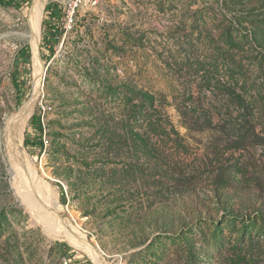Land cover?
Instances as JSON below:
<instances>
[{
    "label": "rangeland",
    "instance_id": "374dc122",
    "mask_svg": "<svg viewBox=\"0 0 264 264\" xmlns=\"http://www.w3.org/2000/svg\"><path fill=\"white\" fill-rule=\"evenodd\" d=\"M35 1L0 3V264H96L33 172L109 264H264V0H44L38 90Z\"/></svg>",
    "mask_w": 264,
    "mask_h": 264
},
{
    "label": "bare ground",
    "instance_id": "6f19581e",
    "mask_svg": "<svg viewBox=\"0 0 264 264\" xmlns=\"http://www.w3.org/2000/svg\"><path fill=\"white\" fill-rule=\"evenodd\" d=\"M77 5L78 1L75 3V7H69V15L75 14ZM43 8L44 0H36L33 6L31 7L29 14L31 26L30 31H27L22 34V36L26 38L34 47V78L36 80V83L34 85L36 86V90L41 88L44 75V72L41 70L37 57L38 39L40 36L42 24ZM72 23L73 21H68V24L72 25ZM31 108L32 107H30L27 112L23 113V110L10 116L9 119H7L6 123L5 136L7 137V145L10 157L14 162L15 166H18L20 168H29L30 164V156L27 150L25 149L22 140V133L28 116L32 111ZM30 174H32V172ZM30 179L31 180H29L28 183H33L34 179L37 188V193L42 199V203L44 204V212H47L48 216H50L47 217L49 220L40 219L39 217V220L43 222L45 229L53 235L58 234L67 239L72 240L73 242L79 244L81 248L84 247L83 249H86V251L93 257L96 264H109L107 260L102 255H100L95 248L92 247V245L90 246V243L86 240L85 236L79 232L80 230L78 231L77 229L70 226L62 219V217H57L58 214H56V211H54L56 208V199L53 198L50 190H48L46 186H43L40 184V182H38V178H36L34 172L31 175ZM50 210L54 211V214H51ZM46 215L44 214L45 218Z\"/></svg>",
    "mask_w": 264,
    "mask_h": 264
},
{
    "label": "trees",
    "instance_id": "16d2710c",
    "mask_svg": "<svg viewBox=\"0 0 264 264\" xmlns=\"http://www.w3.org/2000/svg\"><path fill=\"white\" fill-rule=\"evenodd\" d=\"M17 1L18 0H0V3L3 4V5H7V6H15ZM47 9L57 10V9H60V8H59L58 4H50V5H47ZM15 85H16L18 90L21 89V84L17 81V79L15 80ZM32 123L40 131V133L43 134L44 127H43L41 119L36 117V116H34ZM29 143H30V141L28 140V138H26L25 139V144L28 145ZM39 146H40L41 149L44 147V141L43 140H41ZM62 192H63V190H62Z\"/></svg>",
    "mask_w": 264,
    "mask_h": 264
},
{
    "label": "built area",
    "instance_id": "2783aa9c",
    "mask_svg": "<svg viewBox=\"0 0 264 264\" xmlns=\"http://www.w3.org/2000/svg\"><path fill=\"white\" fill-rule=\"evenodd\" d=\"M76 2L77 0H67L62 4L61 9L65 13V17H64L65 22L76 20L75 15H69V7H75Z\"/></svg>",
    "mask_w": 264,
    "mask_h": 264
},
{
    "label": "water",
    "instance_id": "95a60500",
    "mask_svg": "<svg viewBox=\"0 0 264 264\" xmlns=\"http://www.w3.org/2000/svg\"><path fill=\"white\" fill-rule=\"evenodd\" d=\"M91 245V244H90ZM93 248H95L94 246H92ZM96 249V248H95ZM98 251V249H96Z\"/></svg>",
    "mask_w": 264,
    "mask_h": 264
}]
</instances>
